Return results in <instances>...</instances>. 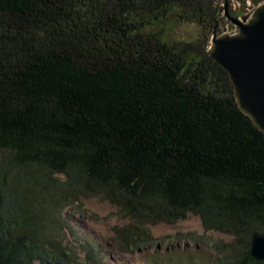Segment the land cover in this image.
<instances>
[{"label":"trees","instance_id":"16d2710c","mask_svg":"<svg viewBox=\"0 0 264 264\" xmlns=\"http://www.w3.org/2000/svg\"><path fill=\"white\" fill-rule=\"evenodd\" d=\"M221 13L219 0H0V264H91L64 242L61 213L81 196L129 219L121 251L191 212L234 236L214 243L216 264H264L250 253L264 132L210 56ZM168 20L198 32L172 36Z\"/></svg>","mask_w":264,"mask_h":264},{"label":"rangeland","instance_id":"374dc122","mask_svg":"<svg viewBox=\"0 0 264 264\" xmlns=\"http://www.w3.org/2000/svg\"><path fill=\"white\" fill-rule=\"evenodd\" d=\"M256 1L228 0V7L234 16L242 17L254 10ZM225 3L219 0L223 16ZM223 23L219 34L235 32L226 16ZM166 29L170 35L187 40L194 39L198 32L195 25L175 20H168ZM80 202L81 207H67L61 213L67 224L64 242L75 247L81 258H89L91 264H216L219 256L214 243L234 239L230 233L206 230L200 216L189 212L174 223L149 224L148 233L156 240L151 245L121 251L114 228L127 225L129 219L119 207L100 196H81Z\"/></svg>","mask_w":264,"mask_h":264},{"label":"water","instance_id":"95a60500","mask_svg":"<svg viewBox=\"0 0 264 264\" xmlns=\"http://www.w3.org/2000/svg\"><path fill=\"white\" fill-rule=\"evenodd\" d=\"M226 18L235 32H214L209 52L229 75L239 107L264 132V1L242 17L234 16L224 6ZM250 253L264 261V235L254 234Z\"/></svg>","mask_w":264,"mask_h":264}]
</instances>
